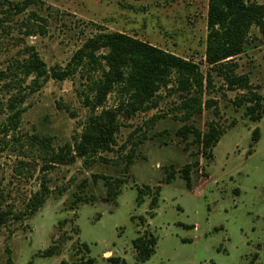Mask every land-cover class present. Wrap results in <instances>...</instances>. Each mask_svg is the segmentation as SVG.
Instances as JSON below:
<instances>
[{
  "label": "rangeland",
  "instance_id": "374dc122",
  "mask_svg": "<svg viewBox=\"0 0 264 264\" xmlns=\"http://www.w3.org/2000/svg\"><path fill=\"white\" fill-rule=\"evenodd\" d=\"M7 1L0 0V210L14 211L15 219L0 228V264H109L111 257L137 264L133 241L146 231L158 244L144 264H264V116L251 120L250 104L238 105L251 91L229 89L207 64L209 0H40L21 14ZM32 12L46 19V34L26 36L23 22L33 18ZM109 32L125 33L195 64L205 76L203 111L182 119L179 75L174 74L151 109L129 119L118 114L112 151L43 173L47 151L74 145L93 115L118 110L126 98L117 88L102 107L88 106L95 96L92 81L100 73L83 68L64 81L40 79L36 91L29 87L34 77L18 90L1 72L25 59L27 47L38 52L48 71L65 68L89 38ZM233 62L264 105V36L257 26ZM20 93L25 99L14 125L10 101ZM211 125L225 134L207 158L193 133L184 139L180 132L192 126L206 133ZM256 129L260 138L253 143ZM139 141L125 173V158ZM187 165L191 188L181 175ZM171 166L175 179L166 184ZM94 175L125 181L114 203L100 201L107 188ZM44 179L52 192L30 216L29 201ZM145 186L152 193L138 204V188ZM157 187L161 192L151 217ZM82 192L98 200L73 205ZM50 247L58 255L43 256Z\"/></svg>",
  "mask_w": 264,
  "mask_h": 264
},
{
  "label": "trees",
  "instance_id": "16d2710c",
  "mask_svg": "<svg viewBox=\"0 0 264 264\" xmlns=\"http://www.w3.org/2000/svg\"><path fill=\"white\" fill-rule=\"evenodd\" d=\"M9 8L16 14L25 12L28 8L37 6L40 0L7 1ZM11 11V12H12ZM7 14L11 15L10 11ZM33 18L23 22L26 28V36L46 34V19L38 13L32 12ZM257 26L264 36V3L249 2L246 0H209L208 9V38H207V64L218 73L224 80L226 86L231 90L251 91L238 101V105L250 104L247 114L251 120L257 122L264 116L263 97L254 93L250 86V79L246 75L236 73V64L233 62L245 49V44L251 27ZM27 57L23 60H16L11 63L6 72L8 85H15L22 89L26 79L34 77L30 88L34 91L39 87V80H47L51 77L54 80L64 81L73 76L80 68L89 74L100 73V78L92 81V91L95 94L92 100H88V106L100 108L107 97L115 89L124 95L126 100L118 110H103L100 114L93 115L85 128L83 134L76 140L74 145H66L59 151H47L43 173L55 166H66L74 164L77 159L86 163L91 162L100 153L112 151L116 144V133L119 129L117 116L120 112L129 119L137 113L151 109L152 102L162 87L170 85L172 76L179 75V91L182 92L180 108L184 110L185 121L203 111V92L205 76L192 62L168 53L160 48L135 37L121 32H109L97 34L89 38L85 44L76 51L71 61L65 68H53L48 71L46 64L33 47H27ZM50 75V76H49ZM14 87V86H13ZM24 94H18L11 99L10 103L14 111L11 122L18 124L21 110H18L19 103H23ZM184 139L193 133L194 142L201 147L204 157H213V148L219 143L225 131L211 125L206 133L195 130L192 126H184L180 132ZM260 138V130L253 133V143ZM145 139V138H144ZM125 158V173L135 156V147ZM102 160L107 161L102 158ZM175 170L171 166L166 170L165 183L169 184L175 179ZM181 175L188 188L192 187L191 166L187 165L182 169ZM94 180L102 179L105 182L107 192L100 201L114 203L120 195V187L125 183L122 179H113L106 176L94 175ZM85 184L81 185L84 188ZM147 191V193L145 192ZM150 186L138 188L137 203L142 204L144 197L152 193ZM51 190L46 179L38 192L29 201V215L34 216L47 202ZM156 196L151 203V217L157 206L161 188L157 187ZM85 193L75 194L73 205L90 204L98 199L95 196H86ZM15 219L14 211L0 210V228L9 225ZM142 225L146 224V218H139ZM158 239L151 232L146 231L143 235L133 241L136 251L137 264H144L156 253ZM43 256L53 257L58 255L55 247L42 252ZM109 264H126L120 257H111ZM92 263V261H91Z\"/></svg>",
  "mask_w": 264,
  "mask_h": 264
}]
</instances>
